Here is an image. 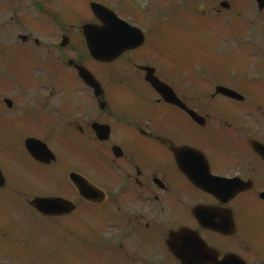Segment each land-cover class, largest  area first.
<instances>
[{"label":"flooded vegetation","instance_id":"af4514ba","mask_svg":"<svg viewBox=\"0 0 264 264\" xmlns=\"http://www.w3.org/2000/svg\"><path fill=\"white\" fill-rule=\"evenodd\" d=\"M50 39L46 46L29 35L39 60L34 77L17 91L6 88L9 105L0 96V206L72 203L57 219L69 218L71 235L73 220H85L87 254L94 249L97 264H264V161L252 145H264V119L220 115L221 103L252 102L205 106L203 89L190 88L189 70L177 62L184 58L154 52L149 41L115 62L111 76L108 66L90 69L97 92L78 77L77 66L90 60L82 26ZM45 56L60 90L52 96L58 115L48 119ZM146 68L204 119L165 102ZM73 175L84 181L85 198ZM213 178L232 181V196H217Z\"/></svg>","mask_w":264,"mask_h":264},{"label":"rangeland","instance_id":"374dc122","mask_svg":"<svg viewBox=\"0 0 264 264\" xmlns=\"http://www.w3.org/2000/svg\"><path fill=\"white\" fill-rule=\"evenodd\" d=\"M7 1L8 0H0V5L3 2L7 4ZM60 1L61 0H11V2H15L18 5L10 4L4 6V11L0 12V37L4 36L5 32H9V35H11V37L6 39L5 41L6 43H12L13 45H21V42L18 37L20 35L29 34L30 32H35L43 38H45L47 35L45 39L48 40L49 37L54 36L53 30L54 25L56 24V20L53 17H51L52 20H49L47 18V16H51L46 13L49 10H51V13H55V11L56 13L58 12L59 17L65 21H80L87 17L85 12H87L88 8L85 0H62V3ZM138 1L141 4L145 5V8H147L145 13L142 14L138 10L139 13H141L142 15L147 14V17L150 18L152 21L158 22L162 20L163 23L167 20V14L171 12H175V15L177 14L178 9L180 8L178 5L184 2V0H172L171 4H168L169 0H150L152 6L149 8L150 4L147 0ZM192 1L193 0H189V2ZM221 1L222 0H209V2L208 0H198V2L196 1L197 5L194 8L200 14H206L204 16L206 18H191L190 10L184 11L183 15L177 17L176 20L173 19L171 21V19H169V21H171L175 26L179 25L183 27V29L181 30V34H183L184 30L183 35L189 36L188 40H186L188 44L185 48L190 55L192 53H196L197 51L195 47L189 44L193 42V37L197 38V42L200 48L201 46L203 47V49L209 48L208 50L206 49V51H208V54L212 52V49L219 52L233 50L236 51L238 54H244L246 51H248L246 52V55L249 54V57L252 58L253 61L250 59L249 62H247L245 59L242 60L241 57H239L242 61L239 66L243 67L248 64V66L251 67L246 69L245 72L249 73L251 78L259 79L260 83L264 82V59L262 58V55L264 54V13H258L254 0H232V2L231 0H227L229 3L233 4L232 12H224L223 15L217 16L215 12H212V10L214 9L213 7H217L218 10H220L219 3ZM112 3L115 2L112 1ZM134 3L136 4V2L134 1L131 2L133 6L130 5L127 7V9L131 11V13L127 11H122L126 18L129 17L130 20L133 21L137 16H139V14H137L136 12L137 9ZM62 4L64 5V7L61 6ZM76 6L83 7L85 12L83 11V9H80L79 7L77 8ZM172 7L173 9L170 10ZM149 10H151L153 13L149 12ZM24 16L29 20V23L27 25H25L26 22L25 18H23ZM163 18L165 19L163 20ZM89 19H93L92 15H90ZM145 19L147 20V18ZM233 24L238 26V28L241 29L242 32L238 28V31H233ZM176 40L180 41V38ZM249 44L252 47H250ZM244 46L245 52H243L244 50L242 49ZM8 55H12L15 57V59L19 60L20 52L16 51L14 49V46H3L2 48H0V64L5 65V63H9V70L12 71L14 67H17V63L14 59L8 57ZM191 56L190 58H192ZM198 56L201 58L207 57V55L203 53L198 54ZM258 59H263L262 61L260 60V64L261 66L263 64V67L256 69ZM188 61L189 67H193L192 64L197 62L196 60L192 59ZM253 64L254 66H252ZM227 67L222 64L223 69H229L231 67L229 61H227ZM195 68L201 69L202 67L197 64L195 65ZM217 69L218 68L213 65V67L208 71H206L205 68H203L202 70L204 73H209L214 77L213 73H216ZM6 74L7 73L5 70L1 74V76H5ZM214 79L215 78L212 77L206 78V89L209 88L210 85L215 82ZM263 101L264 98L262 96H258V102L262 104ZM24 218L25 214L22 210V206L16 199L12 201L10 199L5 200L3 202V205L0 206L1 229L13 233L16 230L22 228V219ZM23 231L25 232V230ZM25 237L27 240L33 239L32 234L30 236ZM49 240L55 241L56 239L52 236L49 238ZM0 261H5V258H0ZM2 264L4 263L2 262Z\"/></svg>","mask_w":264,"mask_h":264},{"label":"water","instance_id":"95a60500","mask_svg":"<svg viewBox=\"0 0 264 264\" xmlns=\"http://www.w3.org/2000/svg\"><path fill=\"white\" fill-rule=\"evenodd\" d=\"M258 1L260 5L264 6V2L262 0ZM92 8L95 15L103 22L104 27L96 29L94 27H91L86 30L89 49L91 51V54L96 58H104V53L108 54V56L111 57L120 49V44L122 43L119 42V40H128L116 39V37H126L132 34L134 35V30L119 21L114 14H112L105 8L98 5H93ZM105 18H108L112 21V23L108 27H105ZM103 39H108V41L104 43V41H102ZM114 57L115 56H112L108 60H111ZM83 76L84 78H86L85 75ZM228 95L234 96L232 92H228Z\"/></svg>","mask_w":264,"mask_h":264},{"label":"snow or ice","instance_id":"6c2138e0","mask_svg":"<svg viewBox=\"0 0 264 264\" xmlns=\"http://www.w3.org/2000/svg\"><path fill=\"white\" fill-rule=\"evenodd\" d=\"M104 23H105V27H108L112 23V21L108 18H105ZM116 39H129L130 40V39H134V37L131 35L126 36V37L117 36Z\"/></svg>","mask_w":264,"mask_h":264}]
</instances>
